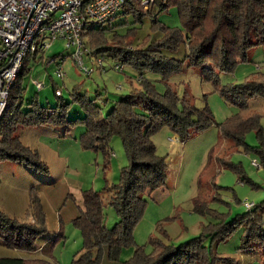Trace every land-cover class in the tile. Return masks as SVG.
Wrapping results in <instances>:
<instances>
[{"label": "trees", "instance_id": "1", "mask_svg": "<svg viewBox=\"0 0 264 264\" xmlns=\"http://www.w3.org/2000/svg\"><path fill=\"white\" fill-rule=\"evenodd\" d=\"M142 1L129 0L121 12L132 16L133 23L141 24L143 17L150 13L152 4H157L160 11L175 7L182 30L152 21L162 37L153 41L144 40L135 46L130 38L134 36L135 29H128L126 35L119 36L113 29L101 25L81 34L84 46L94 55L118 59L120 65L136 70L139 73V88L121 95L104 114L95 99L79 93L78 86L70 92L69 101L64 100L62 93L55 95L58 99L55 106L40 105L36 94L24 102L22 80L30 70V62H35L38 54L28 52L0 116V162H15L36 172L48 173V166L38 152L21 143L18 130L22 128L54 125L67 131L72 126L80 125L83 127L78 136L80 145L84 149L100 151L105 159L111 155L110 137L120 136L128 162L121 168L118 181L105 185L102 191L82 190L79 213L73 219L82 236V247L70 264H100L104 248L108 259L117 260L122 248L133 243V229L147 202L145 195L166 183L168 165L164 156L156 154L150 134L166 125L179 140L184 141L192 134L215 125L222 141L209 151L197 180L201 194L193 198V210L211 216L214 222L205 226L200 235L180 244L153 241L155 249L152 253H146L137 246L133 255L121 264L231 262L230 258L212 255L210 247L225 241L240 227L244 232L238 249L242 252L254 250L264 263V227L261 219L264 199L231 218L208 206L209 200H221L216 188L222 186L214 181L215 171L218 173L221 168H230L237 173L240 181L251 182L241 164L230 160L232 152L239 148L253 152L259 157V165L264 167L261 115L252 110L249 104L257 98L264 101V75L252 76L243 83L230 86H220L217 79L218 72L231 73L238 64L247 61L251 49H264V0H152L147 10H144ZM108 31L113 32L109 45L105 37ZM181 43L186 44L188 49L184 61L168 59L163 55L164 50H173ZM184 63L187 67L200 68L202 80L211 82L221 97L236 106L238 111L218 123L207 109L191 106L186 99L178 107L179 100L169 88L164 94L155 93L152 84L143 75L145 71L159 73L167 81L170 75L182 69ZM71 104H78L83 116L68 119L67 111ZM249 131L255 132L258 139L256 145L246 142L245 136ZM209 183L213 186L210 195L202 192ZM38 191L36 185L29 188V210L33 222L19 221L0 209V238L6 247L33 251L35 239L46 232ZM102 192L109 195L107 202ZM106 203L114 208L118 217L111 227L104 224L103 209ZM60 234L48 241L41 251L50 252ZM207 239L210 240L209 247L205 244ZM0 264L57 263L40 258L0 257Z\"/></svg>", "mask_w": 264, "mask_h": 264}, {"label": "rangeland", "instance_id": "2", "mask_svg": "<svg viewBox=\"0 0 264 264\" xmlns=\"http://www.w3.org/2000/svg\"><path fill=\"white\" fill-rule=\"evenodd\" d=\"M152 21H158L168 28L182 30L177 9L170 7L160 11L157 4L151 5L150 13L143 17L141 24L133 23L132 16L121 12L105 23L103 28L113 29L119 36L126 35L128 29H135L134 36L130 37L132 45L135 46L144 40L153 41L162 37L161 31ZM112 35L113 32L109 31L105 35L108 45ZM47 38V32L41 33L34 44L40 47ZM67 44L66 39L53 40L48 49L36 55L35 62H30V70L22 80L25 88L24 102L36 94L40 105L55 106L58 99L55 97L54 88L60 89L64 100L69 101L70 92L78 86L79 93L86 94L89 99H95L104 114L121 95L139 88V73L136 70L127 65H121V71L115 70L114 66L120 65L118 59L94 55L85 46L88 52L82 57L84 66L93 69L92 74L86 76L74 61V47H67ZM187 53L188 49L184 43L173 50L163 51L166 58L176 61H184ZM96 59L103 60L104 72L96 64ZM185 65L184 63L179 72L170 75L167 81H164L159 73L145 71L143 75L152 84L155 93L164 94L169 88L179 100L178 107H181L186 99L191 106L200 110L207 109L218 123L238 111L236 106L221 97L211 82L202 80L200 68ZM57 66L60 67L62 78L57 77ZM260 75H264V49L257 47L248 52L247 61L238 64L233 72H218L217 79L220 86H230ZM35 82L43 84L41 91H37ZM249 104L252 110L261 115L264 137V101L257 98ZM80 116H83L82 108L78 104H71L67 111L68 119ZM81 131L83 127L80 125L72 126L67 131L54 125L18 130L21 143L37 151L49 171L36 172L15 162L0 165V209L19 221L33 222L29 210V188L36 185L47 230L35 239L33 251L6 247L0 238V257L40 258L57 264H70L75 253L82 247L80 230L73 224L81 206V191H102L105 185L116 183L121 168L128 161L120 136L110 137L111 155L105 159L100 151L84 149L80 145L78 136ZM150 139L155 145L156 154L166 159V183L145 195L147 202L140 220L133 229V243L122 248L117 260L108 259L104 248L100 264H121L133 255L137 246L142 247L146 253H152L155 249L153 241L180 244L200 235L205 226L214 222L211 216L193 210V198L198 193L201 194L197 180L209 151L222 141L218 127L212 125L181 141L164 125L150 134ZM245 140L250 145L258 143L254 131L247 132ZM230 160L241 164L244 174L252 183L239 182L234 170L221 168L218 173L214 172L215 183L222 186L216 188L221 200H209V196L207 200L210 208L225 216L230 215L231 218L247 210L244 202L258 203L264 199V167L252 165L253 160L260 162L259 157L242 148L232 152ZM212 190L213 186L209 183L202 192L210 195ZM102 194L107 202L109 195L106 192ZM103 211L104 224L111 227L118 220L116 212L108 203L104 205ZM261 219L264 227V214ZM59 232L61 234L50 252L41 251V248ZM243 232V227H240L228 239L210 247L212 255L232 259L231 262L218 260L216 264H264L254 250L242 252L238 249ZM205 244L209 247L210 240L207 239Z\"/></svg>", "mask_w": 264, "mask_h": 264}, {"label": "built area", "instance_id": "3", "mask_svg": "<svg viewBox=\"0 0 264 264\" xmlns=\"http://www.w3.org/2000/svg\"><path fill=\"white\" fill-rule=\"evenodd\" d=\"M129 0H0V116L6 106L9 90L16 80L23 59L28 52H43L56 39H66L67 47H74L73 58L80 70L89 76L93 69L84 66L83 55L87 53L81 34L91 28L104 25L125 9ZM152 0H143L144 10ZM48 38L40 47L34 44L41 33ZM55 60V59H54ZM53 60V61H54ZM103 60L96 59L102 69ZM121 71L122 66H114ZM57 77L62 78L60 67ZM38 91L43 84L34 83ZM55 95L61 90L56 88ZM260 167L256 160L252 161ZM242 182V181H241ZM250 209L254 204L244 202Z\"/></svg>", "mask_w": 264, "mask_h": 264}, {"label": "crops", "instance_id": "4", "mask_svg": "<svg viewBox=\"0 0 264 264\" xmlns=\"http://www.w3.org/2000/svg\"><path fill=\"white\" fill-rule=\"evenodd\" d=\"M38 91V90H37ZM41 91V90H40ZM45 127H50V125H46ZM49 129V128H48ZM9 163H12V162H9V161H3V162H0V165L2 166V165H7V164H9ZM19 165H21L22 167H24L22 164H19ZM253 165V164H252ZM239 182H241L240 180H239ZM254 204V203H253Z\"/></svg>", "mask_w": 264, "mask_h": 264}]
</instances>
